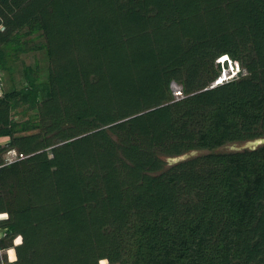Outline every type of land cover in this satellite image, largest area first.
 Masks as SVG:
<instances>
[{
  "label": "trees",
  "instance_id": "trees-1",
  "mask_svg": "<svg viewBox=\"0 0 264 264\" xmlns=\"http://www.w3.org/2000/svg\"><path fill=\"white\" fill-rule=\"evenodd\" d=\"M0 70L10 264H264V0H0Z\"/></svg>",
  "mask_w": 264,
  "mask_h": 264
},
{
  "label": "rangeland",
  "instance_id": "rangeland-1",
  "mask_svg": "<svg viewBox=\"0 0 264 264\" xmlns=\"http://www.w3.org/2000/svg\"><path fill=\"white\" fill-rule=\"evenodd\" d=\"M34 40L37 41V39H34ZM33 42H34L33 40L28 41L26 46L31 45ZM76 54L77 53L75 52L74 55H76ZM21 58H23L26 63H32L35 60H39L40 61V65H41L42 68H44V65H46V61H45V58H44V53L41 50H38V49L37 50L36 49H33V50L29 49V51L24 52V53L21 54ZM215 61H216V59H215ZM215 61H213L212 64H213V68H214V70L216 72V76H213V77H210V78L207 79V82H208L207 86L208 87L216 85L218 81H220L221 79L224 78L223 76H224L225 72L228 70V64L226 63L225 64L226 67L224 69H222V67H221L220 72H218V70L216 69ZM237 62L241 63L240 60H238ZM185 72L186 73H184L183 75H179L178 79H170V81H169V85H168L169 86V91L172 94L173 99H177V98H180V97L185 95V93L183 92V85H182L181 81L179 80L181 77L185 76L187 73H190L188 70H185ZM3 73L4 74H3V77H2L3 78L2 89H4V88L6 89V88H9L10 81L7 78V75H8L7 72H3ZM192 74H194V73H192ZM14 76H15L14 80L17 83L18 80H19L18 79L19 78V74H18L17 71L14 72ZM202 79L206 81V75H203ZM114 93H116V92L114 91ZM245 141L227 142V143L219 146L217 149L220 150V151L241 150V149L247 148V147L244 146ZM186 152H189V151H186ZM198 152H199V150H194V152L192 154L198 153ZM24 155H26V154H24ZM189 155H191V154H189ZM168 156H174V155H162L161 156V158L163 160V166L164 167L174 163V162H171L170 160H168V158H167ZM6 216H7V212H4V211L0 212V218L6 217ZM0 252H1V256H2V261L3 262H8V264H10L15 259V252H14V249H12V248L7 249V250L6 249H2ZM100 263L101 264H119L116 261H112L111 262V261H109L107 259H105V261H101V259H100Z\"/></svg>",
  "mask_w": 264,
  "mask_h": 264
},
{
  "label": "built area",
  "instance_id": "built-area-1",
  "mask_svg": "<svg viewBox=\"0 0 264 264\" xmlns=\"http://www.w3.org/2000/svg\"><path fill=\"white\" fill-rule=\"evenodd\" d=\"M3 74H4L3 71L0 70V94L3 91V89H2ZM7 141H8V139H0V147L6 145ZM24 156L25 155L22 152L18 151L17 149L9 148L2 153V157H1L2 159H1L0 165H4L7 163L16 161V160H18Z\"/></svg>",
  "mask_w": 264,
  "mask_h": 264
},
{
  "label": "water",
  "instance_id": "water-1",
  "mask_svg": "<svg viewBox=\"0 0 264 264\" xmlns=\"http://www.w3.org/2000/svg\"><path fill=\"white\" fill-rule=\"evenodd\" d=\"M264 143V136H260V137H255L252 139H247L245 141L244 146L247 148H255L261 144ZM194 152V150H190L189 152H183V153H179L177 155L174 156H168V160H170L171 162H177L179 160L185 159L189 156V154H192ZM14 244H16L14 242Z\"/></svg>",
  "mask_w": 264,
  "mask_h": 264
},
{
  "label": "clouds",
  "instance_id": "clouds-1",
  "mask_svg": "<svg viewBox=\"0 0 264 264\" xmlns=\"http://www.w3.org/2000/svg\"><path fill=\"white\" fill-rule=\"evenodd\" d=\"M220 62L224 61V58L222 60H219ZM226 63L228 64V70L224 74V78L218 81L217 83L223 82L225 80H229L233 77H236L238 75V72L240 71V64L237 62V60H233L232 58L229 59L226 58ZM226 66L223 65L222 69H224Z\"/></svg>",
  "mask_w": 264,
  "mask_h": 264
},
{
  "label": "bare ground",
  "instance_id": "bare-ground-1",
  "mask_svg": "<svg viewBox=\"0 0 264 264\" xmlns=\"http://www.w3.org/2000/svg\"><path fill=\"white\" fill-rule=\"evenodd\" d=\"M227 57L226 55L221 56L218 60H222L223 58Z\"/></svg>",
  "mask_w": 264,
  "mask_h": 264
}]
</instances>
